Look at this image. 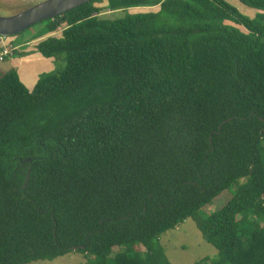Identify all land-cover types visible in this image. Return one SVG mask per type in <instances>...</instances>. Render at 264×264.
<instances>
[{
	"label": "trees",
	"instance_id": "trees-1",
	"mask_svg": "<svg viewBox=\"0 0 264 264\" xmlns=\"http://www.w3.org/2000/svg\"><path fill=\"white\" fill-rule=\"evenodd\" d=\"M239 1L255 18L95 0L44 22L30 41L66 67L0 77V264H171L160 237L189 219L220 257L197 264H264V0Z\"/></svg>",
	"mask_w": 264,
	"mask_h": 264
},
{
	"label": "rangeland",
	"instance_id": "rangeland-1",
	"mask_svg": "<svg viewBox=\"0 0 264 264\" xmlns=\"http://www.w3.org/2000/svg\"><path fill=\"white\" fill-rule=\"evenodd\" d=\"M40 1L42 0H0V4L4 2V5L8 4L10 7L12 3V5L18 7L30 3L35 4ZM227 1L237 7L243 15L251 19L255 18L258 13L256 10L243 5L239 0ZM105 5H107V0H104L102 3V6ZM148 10L153 11L155 9ZM11 11L10 13L12 14L4 13L1 15L8 16L19 12L18 8ZM131 12L137 13L140 11L135 10ZM120 15L122 16L123 14L105 13V16L113 18H118ZM42 27H44V23L38 24L20 35L9 37V41H13L15 43L14 45L18 47L16 51L19 52V54L4 62H0V77L4 72L16 68L23 84L29 90H32L36 82L43 76L54 74L66 67L67 61L65 56H61L57 60H46L41 57L36 50V46L41 40L35 42L30 41ZM55 36L59 37L60 34ZM230 198L231 192L229 190L218 197L212 204L204 208L201 214L208 215L209 213L216 212L222 208ZM159 243L171 264H197L205 259H209L214 263L220 259L218 250L204 240L197 227V223L192 219L187 220L177 229L162 235ZM115 251L119 250L116 249ZM33 264H89V259L83 254L73 253L59 257L53 261H40Z\"/></svg>",
	"mask_w": 264,
	"mask_h": 264
},
{
	"label": "water",
	"instance_id": "water-1",
	"mask_svg": "<svg viewBox=\"0 0 264 264\" xmlns=\"http://www.w3.org/2000/svg\"><path fill=\"white\" fill-rule=\"evenodd\" d=\"M93 1L95 0H42L18 7L12 3L9 7L3 2L0 4V36L9 38L20 35L38 24L53 20ZM16 8L18 13L1 15L12 14L11 10Z\"/></svg>",
	"mask_w": 264,
	"mask_h": 264
},
{
	"label": "built area",
	"instance_id": "built-area-1",
	"mask_svg": "<svg viewBox=\"0 0 264 264\" xmlns=\"http://www.w3.org/2000/svg\"><path fill=\"white\" fill-rule=\"evenodd\" d=\"M0 44L3 46V49L0 53V62L5 61L8 58L13 57L14 51L18 48H13L7 44V38L0 36Z\"/></svg>",
	"mask_w": 264,
	"mask_h": 264
},
{
	"label": "crops",
	"instance_id": "crops-1",
	"mask_svg": "<svg viewBox=\"0 0 264 264\" xmlns=\"http://www.w3.org/2000/svg\"><path fill=\"white\" fill-rule=\"evenodd\" d=\"M40 56L43 57L41 54H40ZM11 58H12V57H11ZM43 58H44V57H43ZM8 59H10V58H8ZM44 59H46V58H44ZM6 60H7V59H6ZM6 60H5V61H6ZM46 60H52V59H46ZM3 62H4V61H3ZM37 82H38V81H37ZM37 82H36V84H37ZM36 84H35V85H36ZM34 87H35V86H34ZM34 87H33V89H34ZM33 89H32V90H33ZM30 91H31V90H30Z\"/></svg>",
	"mask_w": 264,
	"mask_h": 264
}]
</instances>
